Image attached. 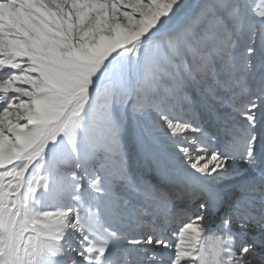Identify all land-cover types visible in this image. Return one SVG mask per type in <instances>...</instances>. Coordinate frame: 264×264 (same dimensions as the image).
<instances>
[{
  "label": "snow or ice",
  "instance_id": "snow-or-ice-1",
  "mask_svg": "<svg viewBox=\"0 0 264 264\" xmlns=\"http://www.w3.org/2000/svg\"><path fill=\"white\" fill-rule=\"evenodd\" d=\"M0 264H264V0H0Z\"/></svg>",
  "mask_w": 264,
  "mask_h": 264
},
{
  "label": "bare ground",
  "instance_id": "bare-ground-1",
  "mask_svg": "<svg viewBox=\"0 0 264 264\" xmlns=\"http://www.w3.org/2000/svg\"><path fill=\"white\" fill-rule=\"evenodd\" d=\"M237 167H239V165H237ZM225 184L231 183V181H225Z\"/></svg>",
  "mask_w": 264,
  "mask_h": 264
}]
</instances>
